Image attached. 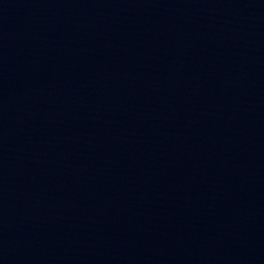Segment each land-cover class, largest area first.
I'll list each match as a JSON object with an SVG mask.
<instances>
[{
	"label": "water",
	"instance_id": "water-1",
	"mask_svg": "<svg viewBox=\"0 0 264 264\" xmlns=\"http://www.w3.org/2000/svg\"><path fill=\"white\" fill-rule=\"evenodd\" d=\"M0 264H264V0H0Z\"/></svg>",
	"mask_w": 264,
	"mask_h": 264
}]
</instances>
